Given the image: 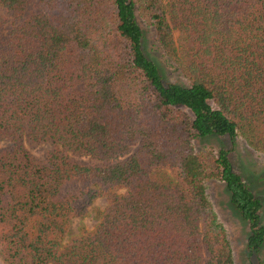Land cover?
Masks as SVG:
<instances>
[{
	"label": "trees",
	"instance_id": "obj_1",
	"mask_svg": "<svg viewBox=\"0 0 264 264\" xmlns=\"http://www.w3.org/2000/svg\"><path fill=\"white\" fill-rule=\"evenodd\" d=\"M210 135L264 154V0H0L1 264H234L207 180L264 264L261 203Z\"/></svg>",
	"mask_w": 264,
	"mask_h": 264
},
{
	"label": "rangeland",
	"instance_id": "obj_2",
	"mask_svg": "<svg viewBox=\"0 0 264 264\" xmlns=\"http://www.w3.org/2000/svg\"><path fill=\"white\" fill-rule=\"evenodd\" d=\"M138 22L144 30L145 49L150 56L160 62L161 58L155 51L154 33L152 29L147 27L141 21L138 20ZM174 33H176L175 30ZM164 75L171 81H178L181 79L175 71L168 67L167 70L165 69ZM210 136H212V138ZM210 136L194 140V147L197 150L202 146L211 145L215 149L224 147L229 150L230 159L234 169L241 175L243 181L261 203L260 216L264 223V154L248 147L239 137L230 140L225 136ZM25 147L32 155L41 156L44 150L48 147V144L43 143L40 145H31L26 143ZM206 192L214 213L226 230L233 252L234 264H250L251 262H255L256 256L248 258L245 254L247 226L230 205L228 193L223 183L214 180H207ZM105 204L106 199L104 197H97L88 206L87 211L83 216L72 218L69 224L68 233L64 236L63 242L67 241L69 237L77 235L82 231L93 229ZM258 257L264 259V248L258 253Z\"/></svg>",
	"mask_w": 264,
	"mask_h": 264
}]
</instances>
